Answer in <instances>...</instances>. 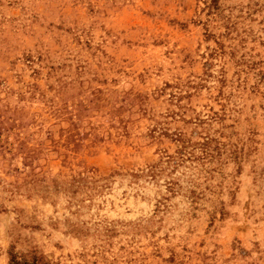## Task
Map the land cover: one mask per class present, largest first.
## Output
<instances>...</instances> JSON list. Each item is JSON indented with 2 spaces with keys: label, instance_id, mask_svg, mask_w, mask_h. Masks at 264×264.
<instances>
[{
  "label": "rangeland",
  "instance_id": "374dc122",
  "mask_svg": "<svg viewBox=\"0 0 264 264\" xmlns=\"http://www.w3.org/2000/svg\"><path fill=\"white\" fill-rule=\"evenodd\" d=\"M0 226V264H264V0H0Z\"/></svg>",
  "mask_w": 264,
  "mask_h": 264
},
{
  "label": "clouds",
  "instance_id": "9594fccd",
  "mask_svg": "<svg viewBox=\"0 0 264 264\" xmlns=\"http://www.w3.org/2000/svg\"><path fill=\"white\" fill-rule=\"evenodd\" d=\"M155 191L156 189L151 188L148 189L146 191H144L142 193V195H146L149 197V200L151 201V197L155 195ZM160 191L162 192L163 189L161 188ZM154 203V201H144V202H140L139 200H137L135 205H129L132 208V213L131 215L125 216L124 218L127 220H136L137 217H147L149 215H151V210H152V204ZM123 211V210H121ZM49 215L51 213H48ZM68 213H64L63 216L60 217V219H63L64 216H67ZM70 219H72L71 217H69ZM44 219L46 220V217H44ZM45 226L47 227V224H45ZM49 231H51V229H48ZM3 232V228L2 226H0V233ZM249 239H251V237H249ZM250 246V245H249Z\"/></svg>",
  "mask_w": 264,
  "mask_h": 264
}]
</instances>
